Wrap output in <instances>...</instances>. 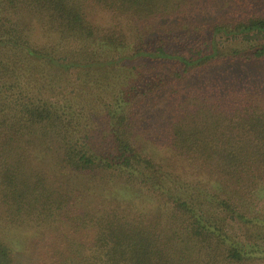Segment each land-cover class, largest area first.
Masks as SVG:
<instances>
[{
	"label": "trees",
	"instance_id": "obj_1",
	"mask_svg": "<svg viewBox=\"0 0 264 264\" xmlns=\"http://www.w3.org/2000/svg\"><path fill=\"white\" fill-rule=\"evenodd\" d=\"M263 200L264 0H0V264H264Z\"/></svg>",
	"mask_w": 264,
	"mask_h": 264
},
{
	"label": "rangeland",
	"instance_id": "obj_2",
	"mask_svg": "<svg viewBox=\"0 0 264 264\" xmlns=\"http://www.w3.org/2000/svg\"><path fill=\"white\" fill-rule=\"evenodd\" d=\"M90 8L95 11L92 16H90V21L91 22H100L102 26H107L106 24L109 23V20L107 17H105L99 10H97L94 6H90ZM209 73V78H210V72ZM72 79H75V77H72ZM195 77L192 80V83L194 81ZM139 114L135 116L136 123L138 124V135L142 133L144 139L149 140V141H154V142H163V134H161V129L162 127H158V129H154L158 132V135H155L153 133L154 130H152L153 126H156L158 124V121L161 120L160 123L166 124L169 123L171 124L172 117H170L169 112L167 108H140V111H138ZM101 113H98L96 116L100 117ZM98 121L101 122L100 119ZM163 136V137H162ZM163 158H171L169 160L168 164L169 166L173 167V170H176V172H179L180 165L179 162H177V159L173 156H165ZM177 168V169H176ZM187 178L186 180L193 179V176L191 177H185ZM202 180V179H200ZM260 189L256 190V194L259 197ZM264 201V200H263ZM96 199H94L93 205H99L101 204L102 201H99L98 203H95ZM264 202L260 201H255V205H261ZM141 210H143L142 205H135ZM149 208V207H148ZM223 217V215H222ZM264 217V216H262ZM260 217L257 220H253L252 224H249L247 226L235 224L229 221H226L229 227L227 228L229 234L234 237L235 241L243 242L244 244L247 242L253 243L255 245L261 246L260 248H255L256 254L255 257H263L264 256V219ZM228 220V219H227ZM9 228H6L5 226H0V232L1 236H5L8 234L9 236L13 237V232L9 233ZM21 234V233H19ZM20 236V235H19ZM22 236V235H21ZM20 236V237H21Z\"/></svg>",
	"mask_w": 264,
	"mask_h": 264
}]
</instances>
